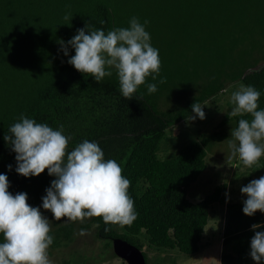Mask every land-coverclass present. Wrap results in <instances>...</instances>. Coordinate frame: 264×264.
I'll list each match as a JSON object with an SVG mask.
<instances>
[{"label": "trees", "instance_id": "1", "mask_svg": "<svg viewBox=\"0 0 264 264\" xmlns=\"http://www.w3.org/2000/svg\"><path fill=\"white\" fill-rule=\"evenodd\" d=\"M260 15L264 16V0H0V174L7 175L13 195L27 193L30 205L52 217L50 252L71 244L77 231L93 227L97 239L109 241L107 248L118 238L140 250L197 254L212 207L225 205L226 188L216 186L198 203L187 199V188L206 170L208 144L227 139L225 125L232 122L236 128L239 119H253L250 114L226 116L216 131L198 136L184 147L174 140L173 148L179 149L170 154L163 145L170 141L168 130L184 122L193 112L192 105L203 98L161 111L147 91V84L158 79L149 77L129 100L120 91L115 69L111 77L96 82L68 63L75 49L69 46L66 56L60 41L66 44L78 29L87 26L107 34L129 27L134 16L141 24L147 20L145 28L153 45L162 41L158 45L168 59L167 67L160 70L166 80L179 87L190 80L187 74L192 67L211 64L210 87L200 94H216L239 81L261 93L258 110H262L264 54L253 55L258 50L264 53V45L255 37ZM177 60L184 64L180 66ZM21 115L54 130L63 125L64 134L71 137L69 151L84 140L97 142L105 159L117 161L131 181L128 194L138 213L136 221L124 227L105 225L96 217L84 223L62 222L66 217L55 221L42 208V198L56 177L47 170L38 177L18 174L17 154L5 140ZM161 153L165 155L161 157ZM250 168L262 173L264 156ZM243 207L244 203L237 202L226 206L219 264L255 262L250 255L255 235L252 225H264V213L248 216ZM106 227L110 230L105 231ZM143 256L146 261L147 255Z\"/></svg>", "mask_w": 264, "mask_h": 264}, {"label": "clouds", "instance_id": "2", "mask_svg": "<svg viewBox=\"0 0 264 264\" xmlns=\"http://www.w3.org/2000/svg\"><path fill=\"white\" fill-rule=\"evenodd\" d=\"M70 13L64 19L68 20ZM103 23V21L101 22ZM137 17H132L129 27L108 31L78 29L66 44L60 41L61 50L69 55V46L75 49L68 63L76 70L89 74L96 82L113 75L115 69L122 95L131 100L147 78L160 76L159 51L151 45V36ZM87 32V34H86ZM166 82L165 78L159 81ZM157 84L148 83L149 94L157 91ZM261 93L253 86L241 85L231 96L234 105L228 114L232 117L250 114L253 119H239L238 127L232 128L228 141L230 155L244 166L257 165L264 156V109H259ZM204 106L192 105L195 115L205 119ZM5 140L17 154L16 172L24 177L40 176L45 170L56 177L46 189L42 208L53 214L55 221L65 217L67 221L84 223L93 217L102 218L105 225L131 226L138 218L135 203L128 194L131 181L123 175V168L105 154L97 142L84 140L69 151L70 136L64 134L63 125L54 130L46 123H37L21 115L10 126ZM11 170V165L8 166ZM7 175L0 174V264H53L49 248L54 243L50 220L28 203L27 193L13 195ZM246 194L243 212L253 216L264 213V176L252 180L241 188ZM252 225L255 235L251 239V258L256 264L264 261V231ZM105 228V231H109ZM81 235L85 230L81 229Z\"/></svg>", "mask_w": 264, "mask_h": 264}, {"label": "rangeland", "instance_id": "3", "mask_svg": "<svg viewBox=\"0 0 264 264\" xmlns=\"http://www.w3.org/2000/svg\"><path fill=\"white\" fill-rule=\"evenodd\" d=\"M261 17V25H259L256 38H259V45H264V26L263 15ZM264 47V46H262ZM261 51L253 55H263ZM34 65V64H33ZM233 90L227 88L226 93L238 91L242 82H236L233 84ZM245 86V85H244ZM183 94H174L175 99H180ZM198 95V94H196ZM184 97V95H183ZM217 104L219 108H215L210 105L212 102L207 103L203 111L205 112V119L201 120L197 117L195 120H189L188 118L195 115L193 112L185 120V125L182 126L183 131H178L180 126L176 124L174 127L168 130V136L170 141L163 142L167 152L174 153L178 149L173 148L176 143L184 147L185 145L196 141L198 136L208 135L209 133L216 131L218 125L223 121L226 116L231 112L230 107L233 109L234 105L231 102L229 96L218 97ZM171 108H181L180 101H171ZM222 103V107H221ZM217 126V128H216ZM216 128V129H215ZM234 128V124L229 122L225 125L224 131L227 134V139L222 142H212L206 147V170L199 176L196 182L192 183L187 188V199L191 203H198L205 196L214 191L216 186L224 185L225 192V205L215 204L210 212L208 224L205 228L202 241L200 242V250L195 255H185L175 250H160L153 251L146 247L141 250L147 255L146 264H219V259L222 250V234L224 229V222L226 219V206L228 204L237 202L244 203L247 199L246 194H242L241 188L247 186L252 180L259 179L264 176V168L262 173L252 171L250 167L244 166L238 158H232L230 155V149L228 147V141L232 139L231 130ZM215 129V130H214ZM201 134V135H200ZM172 138V139H171ZM181 139V140H180ZM176 140V141H174ZM165 154L161 153L163 157ZM44 215L50 220L52 226V217L49 214ZM67 221V218L62 222ZM81 230L75 233L74 241L65 246L55 249L50 252V259L53 264H126L123 260L119 259L113 254V247L107 248L106 245L109 241L99 240L95 237V230L93 227L85 230V234H80ZM142 238V237H141ZM256 264V261L253 263Z\"/></svg>", "mask_w": 264, "mask_h": 264}, {"label": "crops", "instance_id": "4", "mask_svg": "<svg viewBox=\"0 0 264 264\" xmlns=\"http://www.w3.org/2000/svg\"><path fill=\"white\" fill-rule=\"evenodd\" d=\"M158 42L161 45L162 41H159V40L153 45V40H151V45L155 47L156 49H158L159 51V58L161 61L163 60V64H164V65L162 64L161 67H167L165 65L168 64V59L164 58V51L162 50L161 46L158 45ZM177 64L181 66L184 63L180 60H177ZM213 74L214 73L211 70V64H208L207 66H205L203 65V63H201V65L197 66L195 70H194V67H192V71L188 72L187 78H189L190 80L185 79L182 85H180L179 87H175L171 83L172 82L171 79L166 80V82L168 83H163V85L161 83L159 84V79H161V77L164 78L163 72L160 71V76L157 78L158 82L155 83L157 84L158 90L154 94H149V95H151V97L153 98L155 106L161 111L174 110V108L170 109V107H172V103H171L172 100L176 102L181 101L182 104H180L179 106L182 107V106L190 105L194 100L198 98H203L202 100L198 101V103H200L202 106H205L207 103L212 102L210 105H212L214 109L217 107L219 108V105H218L219 102L217 100L218 97L220 98V97L229 96L231 98L233 93L232 94H225V93H226L227 88L229 87L232 88L233 83L226 85L222 90H220L216 94H200L202 91L206 90L205 88L210 87L209 83H210V79L212 78ZM188 81H191V83H188ZM176 92L177 94H183L184 97L182 95L180 99L176 100L174 97V94ZM221 107H222V103H221ZM229 109L232 110L231 107ZM184 123H186V121L184 122L181 121L180 123L179 122L177 123L179 124L177 126H180L178 131H183L182 126L185 125Z\"/></svg>", "mask_w": 264, "mask_h": 264}, {"label": "water", "instance_id": "5", "mask_svg": "<svg viewBox=\"0 0 264 264\" xmlns=\"http://www.w3.org/2000/svg\"><path fill=\"white\" fill-rule=\"evenodd\" d=\"M112 247L115 256L126 264H146L141 250L128 242L117 238L112 241Z\"/></svg>", "mask_w": 264, "mask_h": 264}]
</instances>
